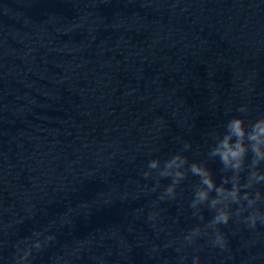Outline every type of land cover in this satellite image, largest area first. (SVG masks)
Segmentation results:
<instances>
[{"label":"water","instance_id":"water-1","mask_svg":"<svg viewBox=\"0 0 264 264\" xmlns=\"http://www.w3.org/2000/svg\"><path fill=\"white\" fill-rule=\"evenodd\" d=\"M160 0H0V201Z\"/></svg>","mask_w":264,"mask_h":264},{"label":"clouds","instance_id":"clouds-1","mask_svg":"<svg viewBox=\"0 0 264 264\" xmlns=\"http://www.w3.org/2000/svg\"><path fill=\"white\" fill-rule=\"evenodd\" d=\"M238 111L246 113L247 106H242ZM214 139L216 143L211 148L209 156L219 157L223 166L222 171L231 172L230 176L223 177L219 185L205 164L196 161L189 164L188 158L180 153L165 160L162 168L159 159H152L148 164L149 170L143 175L147 178L152 175L153 170H156L158 177L171 178V183L164 190L165 195L170 197L175 196L177 185L189 173L199 177L191 207L197 209L195 215H200V209L197 206L207 204L208 208L214 212V216L204 226V229L200 226L195 227L185 239L191 243L194 237L200 235L202 231L212 228L215 231L213 246L223 248L226 246V238L218 226L227 225L233 217L237 219L243 217L251 228H255L258 222L264 225V211H261L259 206L264 203V196L258 189L253 191L255 184L264 182V171L260 170L261 165L264 164V116L248 124L243 117H233L224 125L222 134H214ZM184 147L187 149L190 145L185 144ZM249 154H251L250 161L248 160ZM244 173L246 177L242 175ZM160 199H164V196ZM246 212L248 215L244 216ZM200 218L203 219V216L201 215ZM35 235L38 236L40 233H35ZM48 239L53 238L48 237ZM42 246L39 240L29 244L27 250L23 251V255L16 258L17 264L21 262L26 264L32 249H40ZM198 262L199 257H194V264Z\"/></svg>","mask_w":264,"mask_h":264}]
</instances>
